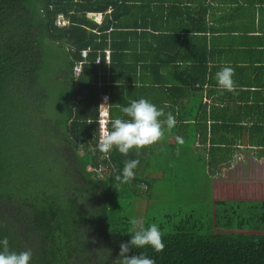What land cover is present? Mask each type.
I'll list each match as a JSON object with an SVG mask.
<instances>
[{"label": "trees", "instance_id": "obj_1", "mask_svg": "<svg viewBox=\"0 0 264 264\" xmlns=\"http://www.w3.org/2000/svg\"><path fill=\"white\" fill-rule=\"evenodd\" d=\"M154 1L0 0V239H8L11 251L30 249L31 264H113L120 244L130 240L126 213L131 203L151 196L154 178L147 174L146 152L153 154V144L127 155L115 148L105 154L98 151L96 137L102 95L109 96L112 107L135 100L119 95L127 92L122 86L132 88L140 79L137 74L145 60L137 52V42L142 43L141 17L148 15ZM210 1L217 7L205 6L206 0H179L194 4V17H184L177 28L192 34L183 42L199 46L197 57H202L208 31L257 30L264 35V17L257 21L245 17L256 10L255 5L263 13L264 0ZM217 9L223 17H214ZM60 14L68 26L55 25ZM89 14H102V23L95 24ZM46 45L53 47L54 57L67 72L66 90L60 97L67 99L60 105L65 108L54 118L47 115L48 94L39 88ZM60 46L66 50L64 60ZM82 51H88L85 59ZM200 59L195 61V73L203 66ZM77 62L83 64L75 77ZM189 88L196 95L193 127L186 132L183 125L179 142L169 148L168 154L178 153L181 160L162 167L177 168L196 158L203 161L212 177L210 192L183 215L144 222L143 226L158 225L165 245L162 251L145 247L130 249L128 255L142 253L155 264H264V182L216 179L234 159V149L216 147V135L220 132V144L229 146L233 141L227 138H233L235 128L230 121L212 126L208 140L207 118L197 99L203 84L196 81ZM186 119L191 118L180 121ZM190 142H198L202 149L189 151L188 156L184 145ZM133 159L139 160L134 178L120 183L116 175ZM100 165L105 168L103 178L93 172Z\"/></svg>", "mask_w": 264, "mask_h": 264}, {"label": "crops", "instance_id": "obj_2", "mask_svg": "<svg viewBox=\"0 0 264 264\" xmlns=\"http://www.w3.org/2000/svg\"><path fill=\"white\" fill-rule=\"evenodd\" d=\"M206 1L205 6L217 7V3ZM193 6V3L181 4L179 0H155L147 11L148 15L142 14V43L137 42V52L142 53V57L145 58L142 60V73L138 71L137 74L142 81L139 79L136 85H131L132 88L119 85L127 90L124 96L119 95V97L121 96L123 100L146 99L162 109L165 116L168 113L175 116V126L169 129L165 125L162 137L155 142L157 145L154 146L153 143L151 147L153 154L146 152L147 165L162 167L167 166L168 162H177L175 159L178 157L173 156L172 153L168 154V151L171 145H177L179 142L178 134L184 131L183 125H186V132L193 127L192 119L197 111L196 95L193 91L190 92L189 87L200 81L203 89L197 99L202 103V113L207 118V139H212L210 128L212 126L227 124L230 121L229 125L235 128L233 138L231 136L227 138L233 141L229 146L220 144L219 139L222 136L220 132L216 135L217 148L234 149L233 162L229 167L222 168L218 177L233 171L232 179L235 181L264 182V154H262L264 151V35L257 30L240 34L229 33L226 30L208 31L205 33L206 41L202 42V57H197L199 46L196 49L192 46L193 41L183 42L192 34L178 30L183 23L181 19L194 17ZM255 8L256 10L250 11V15L246 14L245 17H256V21L257 17H264V12L259 11V6L255 5ZM91 15H94V20L91 19ZM214 15V17H223L218 9L214 11ZM88 16L95 24L102 23V14ZM231 16L234 17L235 14ZM95 17L99 18V21ZM205 17H211L210 9ZM105 52H109L110 55L109 50ZM199 58L203 66L200 72L195 73L194 67L197 63L195 61ZM225 66L233 69L231 90L223 89L216 83L215 73ZM61 70L63 75L65 70ZM124 75L126 73L119 76ZM66 83L67 77L64 81L62 79L64 90ZM168 89L173 91V96L169 94ZM102 96L107 100L106 108L110 121L126 118L121 111L125 106L119 104L112 107L109 105V96ZM185 116L191 119L180 121ZM204 144L208 146V142ZM184 146L188 149L186 152L188 156L189 151L202 149L198 142L195 144L190 142ZM179 148L177 146L180 151ZM150 171H147L148 175Z\"/></svg>", "mask_w": 264, "mask_h": 264}, {"label": "clouds", "instance_id": "obj_3", "mask_svg": "<svg viewBox=\"0 0 264 264\" xmlns=\"http://www.w3.org/2000/svg\"><path fill=\"white\" fill-rule=\"evenodd\" d=\"M233 69L222 67L215 73L216 83L223 89L233 88ZM126 118H116L111 121V128L106 129L96 147L101 153H109L115 148L119 153L127 155L132 149L139 151L142 147L157 142L163 135V127L171 129L176 124L172 113L166 115L162 109L146 99L133 100L128 106L121 108ZM139 160L126 161L122 170L116 175L120 183H127L134 178V169ZM137 220L130 221L132 225L130 240L120 244L118 258L113 264H155V261L144 254L129 256L130 249L150 247L154 251H162L165 247L162 233L157 224L137 228ZM32 251L30 249L16 252L9 250L7 238L0 239V264H31Z\"/></svg>", "mask_w": 264, "mask_h": 264}, {"label": "rangeland", "instance_id": "obj_4", "mask_svg": "<svg viewBox=\"0 0 264 264\" xmlns=\"http://www.w3.org/2000/svg\"><path fill=\"white\" fill-rule=\"evenodd\" d=\"M96 20L99 21V18L96 17ZM52 48L46 45L43 65L39 71V88L48 94L47 115L49 118L62 114V109L65 106L60 108V105L67 100L64 96L62 101H60L61 92L65 91L62 79L63 81L66 80L67 72L64 71L62 75L61 69L63 67L54 57V49ZM57 49L64 60L65 48L60 46ZM185 142L187 140L182 141L181 144ZM156 145L157 143H154V146ZM188 159L189 157L185 160L188 161ZM175 160L178 161L181 158L178 157ZM147 166L151 170L150 177L154 178L151 196L147 200L140 198L133 201L129 211L126 213L129 221L137 220V228L143 226L144 222L147 223L158 218H164L167 215L176 213L183 215L196 206L195 200L205 198L210 192L212 177L203 167V161L197 158L196 160L192 159L191 163L183 164V166H178L177 168ZM229 177L232 179L234 174L231 172L226 173L223 176L216 177V179L224 180Z\"/></svg>", "mask_w": 264, "mask_h": 264}, {"label": "built area", "instance_id": "obj_5", "mask_svg": "<svg viewBox=\"0 0 264 264\" xmlns=\"http://www.w3.org/2000/svg\"><path fill=\"white\" fill-rule=\"evenodd\" d=\"M55 25L57 27L63 28L69 25L68 20L63 16V15H58L56 17L55 20ZM87 52L88 51H82L81 52V56L83 59H85L87 57ZM104 60L106 61V63H109V52H105V57ZM96 63H100V59L97 58ZM82 62H77L74 67H73V73L75 75V77H77L82 69ZM107 105V100L106 97L101 96L100 98V104H99V115H98V119H97V125H98V134L96 137V145L99 141V139L103 136V133L106 129L108 128L109 125V114H108V110L106 108ZM89 123V121H88ZM107 157V156H105ZM104 157V158H105ZM93 172L97 175L98 178H103L104 174H105V168L100 165L98 166L97 169L93 170Z\"/></svg>", "mask_w": 264, "mask_h": 264}, {"label": "water", "instance_id": "obj_6", "mask_svg": "<svg viewBox=\"0 0 264 264\" xmlns=\"http://www.w3.org/2000/svg\"><path fill=\"white\" fill-rule=\"evenodd\" d=\"M93 18H94V15L91 16V19H92V20H94Z\"/></svg>", "mask_w": 264, "mask_h": 264}, {"label": "bare ground", "instance_id": "obj_7", "mask_svg": "<svg viewBox=\"0 0 264 264\" xmlns=\"http://www.w3.org/2000/svg\"><path fill=\"white\" fill-rule=\"evenodd\" d=\"M96 18V17H95Z\"/></svg>", "mask_w": 264, "mask_h": 264}, {"label": "flooded vegetation", "instance_id": "obj_8", "mask_svg": "<svg viewBox=\"0 0 264 264\" xmlns=\"http://www.w3.org/2000/svg\"><path fill=\"white\" fill-rule=\"evenodd\" d=\"M93 248V247H92Z\"/></svg>", "mask_w": 264, "mask_h": 264}]
</instances>
